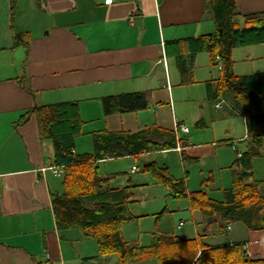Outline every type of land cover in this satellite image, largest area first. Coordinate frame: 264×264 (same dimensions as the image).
<instances>
[{
	"label": "crops",
	"instance_id": "obj_1",
	"mask_svg": "<svg viewBox=\"0 0 264 264\" xmlns=\"http://www.w3.org/2000/svg\"><path fill=\"white\" fill-rule=\"evenodd\" d=\"M236 4L240 26L244 15L264 11V0ZM219 24L211 0H114L111 5L105 0H0V264L101 260L96 241H89L83 229L58 228L51 194L59 189L60 178L49 169L54 166L53 144L40 137L34 114L20 122L34 106L67 101L79 102L84 121L76 139L78 153L93 152L95 132L147 129V138L155 143L168 140L157 129L176 134L174 148L107 156L101 162L109 166L106 173L120 174L113 187L133 186L129 211L140 233L160 230L185 239L205 234L210 245L241 243L249 258L264 259V229L251 230L243 220L209 224L191 206L190 194L197 190L185 163L199 165L210 158L213 164L198 170L196 179L205 185L207 176L211 183L217 175L224 177L225 185L213 187L221 192L216 199L223 200L232 185L229 170L238 158L233 145L246 149V117L222 95L213 96L217 83L230 74L264 72L258 64L264 59V43L234 48L233 62L221 58V67L206 49H199L195 41L217 33ZM22 34L28 35L26 45L16 42ZM239 65L243 70L236 72ZM140 91L149 92V108L105 114L102 97ZM238 119L244 134L231 137ZM79 140L86 141V150L79 148ZM155 154L181 161L183 175L170 174L184 178L186 196L176 197L146 169L156 163L170 172L169 164L151 159ZM119 158L127 164L114 166ZM91 256L96 260L87 262Z\"/></svg>",
	"mask_w": 264,
	"mask_h": 264
},
{
	"label": "trees",
	"instance_id": "obj_2",
	"mask_svg": "<svg viewBox=\"0 0 264 264\" xmlns=\"http://www.w3.org/2000/svg\"><path fill=\"white\" fill-rule=\"evenodd\" d=\"M211 5L222 32L196 40L199 49L203 47L212 58L219 55L231 63L234 48L264 43V11L244 15V26H240L236 0H211ZM26 38L27 34L16 35L17 44L26 45ZM216 91L220 95L213 96L222 95L246 117V149L231 167L232 185L224 190L223 200L211 197L205 189L193 191L192 209L209 224L226 226L243 220L251 230L264 229V195L259 191L262 181L254 177L253 171V159L259 156L258 146L264 141V72L230 74L225 82L217 83ZM101 101L105 114L138 112L149 108L150 95L147 91L123 93L104 96ZM33 114L40 137L53 144V165L64 168V175L59 177L60 187L51 194L58 228L83 229L87 238L96 241L97 256L117 254L119 264H264V259L249 258L241 243L213 246L204 240L205 234L185 239L177 233L156 230L146 245L125 239L123 223L136 218L129 211L135 192L132 185L113 187L111 182L118 173H101V162L107 156H134L144 151L174 148L177 144L174 132L157 129L160 137L168 139L164 143L149 140L147 129L130 133L95 132L93 152L78 153L76 139L82 134L84 124L79 102L34 106L20 122H26ZM145 167L169 186L176 197L187 195L184 178L176 179L167 167L156 163ZM97 256L88 257L87 262L96 260Z\"/></svg>",
	"mask_w": 264,
	"mask_h": 264
},
{
	"label": "rangeland",
	"instance_id": "obj_3",
	"mask_svg": "<svg viewBox=\"0 0 264 264\" xmlns=\"http://www.w3.org/2000/svg\"><path fill=\"white\" fill-rule=\"evenodd\" d=\"M220 29L221 28H218V30H220ZM259 63L263 64L264 59L259 61L258 64ZM261 64H259V70H264V67H261ZM243 67L244 66H242V65L235 66L234 70H236V72H240L243 70ZM260 68H262V69H260ZM236 122H237L238 127L235 126L234 130L230 131L231 137H235L237 134L238 135L244 134V129L241 125V120L238 119V120H236ZM86 146H87V144H86L85 140H81V141L79 140V148H81L82 150H86V148H87ZM238 148L240 151L244 150V146H242V145H240ZM258 149H259L260 154H259V156H256L253 159V171L255 173L254 177L257 180L263 181L262 179H264V142L259 145ZM153 158H156L160 162V164H164V163L169 164L170 165V173L172 175H175V176L183 175L182 163H181V161L178 160L177 157L175 158V156H172L171 154H165V155L164 154H159V155L155 154L153 157H151V159H153ZM114 161H116L114 164V166H116V167H119L120 165H122L123 162H124V165L127 164V162H128L122 158L116 159ZM185 164L187 165L186 166L187 170L191 171V177H192L191 186L193 187V188L192 187L191 188L193 190H198L200 188H203V189L207 190L208 192H210L212 197L219 198L221 192H219L218 189H214L213 187L217 186L220 188L221 186L225 185L226 179L224 177H223L224 180H222V178H220L219 175H217L216 181L214 183H211V182H208V180H207V182H206L207 185H203L202 183L200 184L196 179L197 171L202 170V169L208 170V168H210V166L213 164L212 160L210 158H208V159L204 160L203 162H201L199 165L190 166L187 163H185ZM108 168H109L108 164L101 163V173L105 174L108 171ZM229 172H230V175H232L231 170H229ZM108 173H111V172H108ZM119 176H120V174L118 173V175L116 177H114L113 180ZM206 178H208V176ZM195 182H198V183L195 184ZM260 193L264 194V188L260 189ZM184 200H185L184 198H181L179 200V203H183ZM169 205H170V207L172 206V200L169 201ZM165 212H166V209H164L162 212H160L158 216L163 215ZM122 232H123L125 239L128 241H130L131 238H134V240L139 241V243H141V244H149L151 242L150 237L152 238V233L154 231H151V232L150 231H147V232L144 231V232L140 233L141 231H140V228L138 227V225L131 221V222H124L123 223ZM134 240H131V241H134ZM89 241H92V243H93L95 240L92 239ZM97 262L100 264H119L118 255L117 254L101 255V260L96 261V263Z\"/></svg>",
	"mask_w": 264,
	"mask_h": 264
},
{
	"label": "built area",
	"instance_id": "obj_4",
	"mask_svg": "<svg viewBox=\"0 0 264 264\" xmlns=\"http://www.w3.org/2000/svg\"><path fill=\"white\" fill-rule=\"evenodd\" d=\"M113 2H114V0H105L106 5H111V4H113ZM215 60L218 62L219 66L221 67V65H222L221 57L219 55H216ZM218 106H220V104H218ZM179 128H181L183 131H188V128L185 127L184 125H180ZM233 148L236 149L238 157H241L243 152L240 151L235 145H233ZM49 169L52 171V173L56 177H62L64 175L63 166H51V167H49ZM135 169H136V166H133V170H135Z\"/></svg>",
	"mask_w": 264,
	"mask_h": 264
},
{
	"label": "water",
	"instance_id": "obj_5",
	"mask_svg": "<svg viewBox=\"0 0 264 264\" xmlns=\"http://www.w3.org/2000/svg\"><path fill=\"white\" fill-rule=\"evenodd\" d=\"M220 32H222V29H220Z\"/></svg>",
	"mask_w": 264,
	"mask_h": 264
}]
</instances>
